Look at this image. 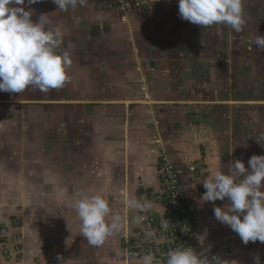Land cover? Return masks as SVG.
Instances as JSON below:
<instances>
[{
  "label": "crops",
  "instance_id": "obj_1",
  "mask_svg": "<svg viewBox=\"0 0 264 264\" xmlns=\"http://www.w3.org/2000/svg\"><path fill=\"white\" fill-rule=\"evenodd\" d=\"M246 1V24L236 32L243 60L234 74L222 56L229 50V26L202 28L183 20L178 0H147L144 10L133 12L124 11L118 0H87L85 6L67 11L57 10L52 0L28 6L33 20L50 14L54 25L63 26L61 50L72 59L61 91H51L41 98L43 103H36L41 109L28 111L33 149L26 174L29 194L38 189L61 196L66 205L85 195H101L112 214L122 217L121 230L105 242L108 253L90 251L91 245L76 250L69 243L74 235L70 239L68 232L62 242L67 250L51 245L40 264H59L58 255L65 264H102V256L107 264H141V258L125 260L122 239L118 260L114 244L140 227L134 219L139 212L126 209L124 200H149L160 193L163 151L178 167L196 214V250L210 248L211 254L225 249L229 255L220 258L226 264H254L259 255L264 264V244L245 245L215 218L214 205L223 207L227 198L214 204L201 200L206 191L202 181L214 170L226 173L236 160L247 168L253 155L264 156V50L254 43L256 35L264 36V0H250L249 7ZM153 6V12L147 11ZM218 29L224 32L219 47L211 41ZM246 38H252L248 51ZM246 51L251 53L244 59ZM18 155L8 160L20 171L25 160L21 163ZM4 167L0 156V194L11 185L20 195V173L13 169L6 178ZM36 179L38 186L32 184ZM60 226L71 228L80 245L87 242L80 222ZM30 259L25 263L37 264Z\"/></svg>",
  "mask_w": 264,
  "mask_h": 264
},
{
  "label": "clouds",
  "instance_id": "obj_2",
  "mask_svg": "<svg viewBox=\"0 0 264 264\" xmlns=\"http://www.w3.org/2000/svg\"><path fill=\"white\" fill-rule=\"evenodd\" d=\"M42 0H0V92L22 93L29 87L41 92L59 89L69 80L72 65L70 53L61 50L64 29L54 25L50 14L32 19L33 10L26 6ZM59 11L83 7L87 0H52ZM180 18L203 27L214 24L229 26L241 32L246 24L243 0H178ZM255 45L264 50V36L256 35ZM206 189L203 202L225 200L223 206L213 208L215 218L237 233L241 241L264 244V156L253 155L248 167L236 160L225 173L214 170L202 181ZM126 209L148 213L156 210L153 201L128 197ZM80 219L81 235L87 243L101 247L106 240L121 230L122 217L112 214L108 201L101 195L83 196L72 202ZM242 217V218H241ZM145 216L135 217L139 224ZM167 230L168 220L161 221ZM146 230V236H154ZM210 248L197 252L192 247L178 246L166 253V264H226L219 256L209 258ZM59 264H65L58 255ZM141 264H160L150 252L141 257ZM254 264H261L259 255Z\"/></svg>",
  "mask_w": 264,
  "mask_h": 264
},
{
  "label": "rangeland",
  "instance_id": "obj_3",
  "mask_svg": "<svg viewBox=\"0 0 264 264\" xmlns=\"http://www.w3.org/2000/svg\"><path fill=\"white\" fill-rule=\"evenodd\" d=\"M254 2L257 3V1ZM251 4L252 1L250 0L245 2L246 7L251 6ZM118 5H121L123 10L125 7L128 12L142 11L145 9L143 6H134L131 2L130 6L126 3H118ZM27 8L28 6H26V10ZM258 9L259 8H257V11ZM154 10L153 6L147 11L153 12ZM228 33L229 50H226L227 53L223 52L222 56L225 57V60L229 61L230 67H233L230 68V73L234 74L236 72V66H238L239 63H242L243 53L240 47V42H237L238 38L236 32L229 27ZM222 34H224V32L219 29L213 31V39L211 40L213 46L219 47L221 44L219 39H224V36H221ZM250 39L252 38H246L247 42L245 41L244 50H247V48L250 47L249 43H252ZM247 51L244 53V59H247V53L249 55L251 53L250 51ZM213 55L214 57L218 56L217 54ZM229 88L232 90L235 86H230ZM53 90L55 89L45 93L39 91L38 89L29 87L22 93L0 92V127H2L0 131V144H4L2 149H0V156L4 160V170L8 171V173L5 174L6 178L12 176L11 173L14 169L16 172L20 173V182L23 186L22 190H20V195L13 187H11V185L6 186L4 190H1L3 193L0 194V254L5 250L14 254V248L17 246L21 248V251L19 252L20 260H16L15 257L11 260V262H13L12 264H26L28 263V260H31L30 258L33 257L35 259V263L40 264V261L44 258L43 255L50 250L51 245H57V249L60 250H67L62 242H65L68 232L70 239L72 235H74V237H72L73 241L71 240L69 243H72L76 250L81 247H88L89 245L87 242L80 245L82 242H78L79 239L77 240V235L70 230L71 228L67 226L61 228L60 226V224L65 221H72L74 224H76V222L82 223L78 218L77 213L72 212V209H74L71 207L73 201L69 202L68 200L67 205L63 204L61 202V196H48L44 191L42 192L38 189L34 195L29 194L31 181L26 174H29L28 161L29 155L33 152V149H30L31 134L27 131L28 126H30L28 111L29 109L34 108L37 110L41 109V105L36 103H43L45 100L41 98H44ZM58 91H61V88H59ZM3 112L4 114H2ZM39 121L40 118L36 117V124H38ZM53 129L55 130L56 127L54 126ZM165 152L169 155V152ZM14 153L17 155L19 154L18 156H20L21 161L23 159L25 160L24 164H21L20 166V171H17L19 168H16V166L12 164V161L8 160V158L11 159ZM21 163H23V161ZM32 181V184L36 182L38 186V180ZM12 183L13 182L10 180V184ZM63 199L66 200V198ZM56 233H58L59 236H57ZM129 235H132V232H130ZM123 237L124 235L120 238V240L118 239L117 244H114V247L115 245L117 247L116 256L118 257V260L122 257L120 244ZM77 245L79 246L77 247ZM92 247L90 251L94 250L100 255L109 252L105 244L101 247ZM71 249L72 248H68V250ZM69 253L73 255L71 251H69ZM105 259L106 257L102 256V264L108 263ZM8 262V260H4L3 256L0 255V264H8ZM83 263L85 264V260L81 262V264Z\"/></svg>",
  "mask_w": 264,
  "mask_h": 264
},
{
  "label": "built area",
  "instance_id": "obj_4",
  "mask_svg": "<svg viewBox=\"0 0 264 264\" xmlns=\"http://www.w3.org/2000/svg\"><path fill=\"white\" fill-rule=\"evenodd\" d=\"M132 1L118 0L119 3H126L128 6H130V2L132 5L140 7H146L145 4H147V0ZM158 172L161 183L160 193L149 199L154 202L156 210L148 213L139 212V216H145L146 218L140 222L139 229L132 232V235L124 234L122 239V247L127 262L141 258L144 254L150 252L160 264H166V253L169 249L182 246L192 247L196 250L193 241L196 214L188 204L187 192L181 173L170 155L165 151L161 153ZM163 220H168L169 227L167 230L161 227V221ZM146 230H154V236L147 237ZM20 251L21 248L17 246L14 248V254L5 250L0 255L3 256L4 260L9 261L8 264H12L11 260L15 257L16 260H20ZM208 255L209 258L213 255L221 257L222 255H229V252L221 249Z\"/></svg>",
  "mask_w": 264,
  "mask_h": 264
}]
</instances>
